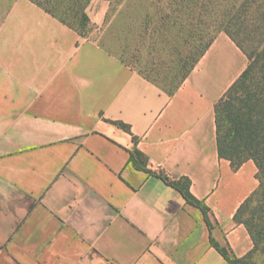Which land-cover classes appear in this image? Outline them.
Here are the masks:
<instances>
[{"label":"crops","instance_id":"0c3cea01","mask_svg":"<svg viewBox=\"0 0 264 264\" xmlns=\"http://www.w3.org/2000/svg\"><path fill=\"white\" fill-rule=\"evenodd\" d=\"M54 2L0 16V264H227L211 239L245 257L234 215L257 167L219 157L214 111L245 54L219 35L169 93ZM162 176L188 179L210 225Z\"/></svg>","mask_w":264,"mask_h":264},{"label":"rangeland","instance_id":"374dc122","mask_svg":"<svg viewBox=\"0 0 264 264\" xmlns=\"http://www.w3.org/2000/svg\"><path fill=\"white\" fill-rule=\"evenodd\" d=\"M12 1L0 0V16ZM54 1L58 7L71 8L67 19L80 35L96 43L103 40L111 44L107 47L119 54L128 66L154 80L163 89H171L180 81L182 58L201 41L217 33L216 37L225 36L235 44L224 31L216 32L211 21L228 12V3L236 1L238 4L243 0H218L220 5L216 0ZM245 1L249 3L247 6L230 14L232 24H235L232 34L244 50L262 51L264 0ZM82 10H85L88 19L82 16ZM98 12L103 16L99 23L95 21ZM248 213L245 212L244 216L247 217ZM263 262L264 252L259 249L242 264Z\"/></svg>","mask_w":264,"mask_h":264},{"label":"trees","instance_id":"16d2710c","mask_svg":"<svg viewBox=\"0 0 264 264\" xmlns=\"http://www.w3.org/2000/svg\"><path fill=\"white\" fill-rule=\"evenodd\" d=\"M216 1L220 5V2ZM236 3V1L228 3V12L222 13L221 17L211 21L216 32L224 31L248 59L245 69L214 105L217 151L219 157L228 159L234 169H237L246 160H253L257 167L258 185L234 215V219L246 227L253 241V248L247 255L243 258H235L227 247L220 246L211 239V243L224 256L227 264H242L251 259L259 249L264 252V50H244L235 40L231 30L235 24H232L233 19L230 14H235L239 9L249 4L245 0ZM216 35L217 33L206 41H201L193 48L194 50L182 58L180 81L171 89H165L167 92L172 93L180 85L212 44ZM119 125L129 130L125 124L119 123ZM129 161L136 168L150 172L145 167L142 155L138 150L131 152ZM162 178L170 186L176 188L188 204L199 207L210 225L206 207L189 192L188 179L176 181L170 180L166 176H162ZM245 212H249L247 217L244 216Z\"/></svg>","mask_w":264,"mask_h":264}]
</instances>
